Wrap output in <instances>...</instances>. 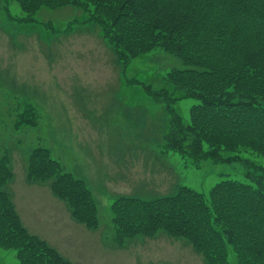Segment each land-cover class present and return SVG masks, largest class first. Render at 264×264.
Listing matches in <instances>:
<instances>
[{
  "label": "rangeland",
  "instance_id": "obj_1",
  "mask_svg": "<svg viewBox=\"0 0 264 264\" xmlns=\"http://www.w3.org/2000/svg\"><path fill=\"white\" fill-rule=\"evenodd\" d=\"M38 13L36 22L18 20L26 17L21 7L0 0V145L11 157L6 191L23 223L73 264H203L186 239L165 233L117 246L112 203L122 195L154 200L181 186L208 196L221 180H249L253 167L195 161L166 147L167 101L153 98L146 86L169 87L166 73L183 67L174 54L159 46L122 69L100 29L82 23L86 16L77 7ZM196 103L188 98L171 104L189 124ZM29 105L37 112L36 124L19 123ZM39 145L86 181L99 228L75 221L68 202L47 181L29 176V156ZM251 157L264 167V158ZM16 253L0 247V264H19ZM228 258L237 264L232 250Z\"/></svg>",
  "mask_w": 264,
  "mask_h": 264
},
{
  "label": "trees",
  "instance_id": "obj_2",
  "mask_svg": "<svg viewBox=\"0 0 264 264\" xmlns=\"http://www.w3.org/2000/svg\"><path fill=\"white\" fill-rule=\"evenodd\" d=\"M10 1L26 14L18 20L30 22L42 8L77 7L86 16L82 23L100 29L122 69L159 46L174 54L183 67L166 73L169 87L146 86L153 98L167 101L166 147L195 161L227 160L254 169L249 180L219 181L208 196L187 186L154 200L119 196L111 206L115 244L165 233L186 239L203 264H229L231 250L237 264H264V167L251 157L264 158V0ZM188 98L197 103L185 124L171 103ZM27 107L19 123L36 124L34 106ZM10 164L0 145V247L15 249L19 264H73L23 223L6 191ZM29 170L68 202L75 221L99 228L91 189L65 171L50 148L33 149Z\"/></svg>",
  "mask_w": 264,
  "mask_h": 264
}]
</instances>
